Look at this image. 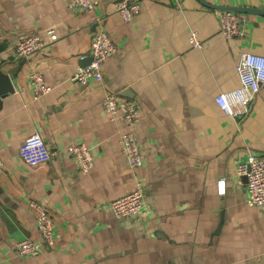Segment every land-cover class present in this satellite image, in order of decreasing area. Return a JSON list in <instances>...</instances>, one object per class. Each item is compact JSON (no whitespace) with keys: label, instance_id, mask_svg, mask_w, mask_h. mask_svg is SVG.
<instances>
[{"label":"crops","instance_id":"obj_1","mask_svg":"<svg viewBox=\"0 0 264 264\" xmlns=\"http://www.w3.org/2000/svg\"><path fill=\"white\" fill-rule=\"evenodd\" d=\"M68 1L0 0V70L12 87L0 99V264H264V209L248 203L238 175L249 154L264 153V86L241 123L214 100L239 85L242 51L264 55V14L246 13L244 38L225 39L213 7L264 11V0H140L130 21L115 12L116 0H94L88 12L70 10ZM99 28L116 51L101 81L76 83L71 75L85 63L78 56ZM49 29L54 40L32 56L10 51L19 37L46 39ZM193 31L200 48L188 42ZM32 70L51 86L38 98ZM106 92L139 107L137 169L118 144L122 120L102 109ZM33 133L58 155L24 161L18 148ZM82 142L93 154L88 172L64 150ZM136 181L147 214L116 218L109 202ZM29 198L50 209L55 242L20 256L16 241L39 238Z\"/></svg>","mask_w":264,"mask_h":264},{"label":"built area","instance_id":"obj_2","mask_svg":"<svg viewBox=\"0 0 264 264\" xmlns=\"http://www.w3.org/2000/svg\"><path fill=\"white\" fill-rule=\"evenodd\" d=\"M67 6L72 11H92L94 0H69ZM140 0H116L114 10L123 21H130L139 12ZM220 34L225 39H243L246 34L248 17L246 13L233 10L215 9ZM92 21L100 23L97 15L92 14ZM95 15V16H94ZM47 38L42 39L37 33L19 37L10 47L16 57L28 58L54 40V30L46 31ZM188 42L194 48L201 47L197 33L193 31ZM116 51V45L103 29L94 31L90 39L89 51L78 56L80 60L90 57L85 64L77 65L71 79L79 84L90 80H102L104 61ZM239 85L236 88L219 92L214 100L218 107L239 123L251 111L255 98L264 86V55L250 51H242L236 64ZM28 81L34 98L51 90L44 82L38 70L30 71ZM102 109L110 120H122L123 124L117 131V140L121 152L128 165L137 169L143 163V156L136 137L140 121V110L133 100L120 99L117 93L106 92L101 98ZM64 150L74 160L81 172H88L93 166V154L85 143H71ZM19 155L26 162L50 160L60 152L55 147L48 146L42 137L33 133L25 138L18 148ZM3 161L0 158V168ZM238 175L245 177L247 201L249 204L264 209V153H251L238 167ZM224 179L218 180V192L224 193ZM27 206L33 211L39 238L25 237L14 243V249L20 256L36 255L42 245L51 247L55 242L54 220L48 206L43 202L29 198ZM109 208L113 215L120 219L126 217H142L147 214L141 182L136 181V187L131 191L112 199Z\"/></svg>","mask_w":264,"mask_h":264},{"label":"water","instance_id":"obj_3","mask_svg":"<svg viewBox=\"0 0 264 264\" xmlns=\"http://www.w3.org/2000/svg\"><path fill=\"white\" fill-rule=\"evenodd\" d=\"M215 9L233 10L242 13H263L264 11L253 7H239V6H213ZM90 57H86L85 63L89 61ZM84 63V64H85ZM8 75L0 70V99L3 93L12 90L11 84L7 81Z\"/></svg>","mask_w":264,"mask_h":264}]
</instances>
